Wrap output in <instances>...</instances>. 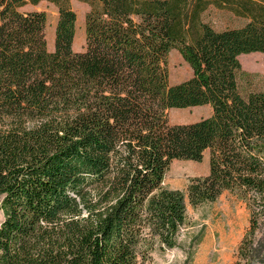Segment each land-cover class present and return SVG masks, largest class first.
<instances>
[{"label": "trees", "instance_id": "1", "mask_svg": "<svg viewBox=\"0 0 264 264\" xmlns=\"http://www.w3.org/2000/svg\"><path fill=\"white\" fill-rule=\"evenodd\" d=\"M70 1L0 0V264H151L176 246L185 200L224 193L250 212L247 262L264 228V91L242 94L239 57L264 55V0H74L88 7L81 52ZM42 2L57 9L51 52L45 14L22 12ZM210 7L242 26L215 31ZM173 50L191 70L176 85ZM194 107L211 113L167 123ZM205 152L184 195L162 185Z\"/></svg>", "mask_w": 264, "mask_h": 264}, {"label": "rangeland", "instance_id": "2", "mask_svg": "<svg viewBox=\"0 0 264 264\" xmlns=\"http://www.w3.org/2000/svg\"><path fill=\"white\" fill-rule=\"evenodd\" d=\"M70 7L76 16L75 36L72 49L81 52L84 47V21L88 12L86 4L70 1ZM23 13L43 12L46 16L45 40L46 49L53 50L54 29L57 22V9L50 3L42 2L36 6L27 5ZM203 20L215 31L235 29L243 21L234 18L227 12L210 7ZM241 69L253 76L249 84L241 83L242 94L264 91V55L254 53L239 57ZM167 75L170 85H176L191 77V70L173 50L167 57ZM209 107L172 109L165 113L169 125H185L197 122L210 115ZM208 173V154H203L200 163L191 161H173L165 173L162 185L171 191L183 195L189 181L204 177ZM186 225L177 237L176 246L163 253L155 251L151 264H260L264 259V228L260 227L254 236L253 253L246 262L240 260L237 249L243 235L248 229L250 212L246 204L236 196L222 194L215 202L195 208L184 201ZM2 213L0 211V223Z\"/></svg>", "mask_w": 264, "mask_h": 264}]
</instances>
